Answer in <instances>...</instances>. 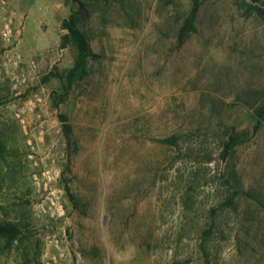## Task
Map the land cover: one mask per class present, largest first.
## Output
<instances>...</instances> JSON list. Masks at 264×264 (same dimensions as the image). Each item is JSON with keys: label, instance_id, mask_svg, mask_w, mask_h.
I'll use <instances>...</instances> for the list:
<instances>
[{"label": "rangeland", "instance_id": "obj_1", "mask_svg": "<svg viewBox=\"0 0 264 264\" xmlns=\"http://www.w3.org/2000/svg\"><path fill=\"white\" fill-rule=\"evenodd\" d=\"M197 1L0 0V264H264V0Z\"/></svg>", "mask_w": 264, "mask_h": 264}, {"label": "trees", "instance_id": "obj_2", "mask_svg": "<svg viewBox=\"0 0 264 264\" xmlns=\"http://www.w3.org/2000/svg\"><path fill=\"white\" fill-rule=\"evenodd\" d=\"M89 1V0H88ZM96 1V0H90ZM77 3V0H74ZM193 5L192 9L185 19L182 27L179 31V42L183 43V41L187 38V36L195 31L194 22L197 16L199 2L197 0H192ZM257 13L264 17V10L260 8H256ZM80 15L79 11H72L69 16L64 19L61 23V27L63 30H66L67 34L61 37L60 47L65 48L68 43H72L76 48V57L73 63V66L68 70L65 76V80L67 85L70 86L73 81L81 76L85 72L86 59L88 57L95 58L96 56L90 53L88 44L84 35L81 33L78 28L80 23ZM259 114L264 117V109L259 110ZM259 124V123H258ZM239 138L236 136H232L229 142L226 144L227 149H232L235 144H237ZM3 152V145L0 142V153Z\"/></svg>", "mask_w": 264, "mask_h": 264}]
</instances>
